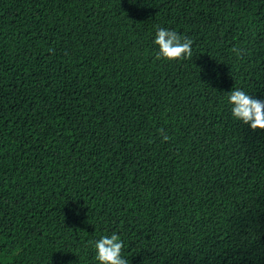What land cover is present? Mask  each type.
I'll return each mask as SVG.
<instances>
[{"label":"trees","instance_id":"16d2710c","mask_svg":"<svg viewBox=\"0 0 264 264\" xmlns=\"http://www.w3.org/2000/svg\"><path fill=\"white\" fill-rule=\"evenodd\" d=\"M237 88L264 102V0H0V264H98L113 232L128 264H264Z\"/></svg>","mask_w":264,"mask_h":264},{"label":"clouds","instance_id":"9594fccd","mask_svg":"<svg viewBox=\"0 0 264 264\" xmlns=\"http://www.w3.org/2000/svg\"><path fill=\"white\" fill-rule=\"evenodd\" d=\"M153 42L158 46L155 54L156 60L175 62L192 58L193 41L178 34L175 30L159 28ZM232 52L237 56L243 55L242 49L233 48ZM227 102L231 106L234 119L249 125L254 132L264 131V102L254 99L250 94L238 88L227 94ZM160 134L165 142L169 140L163 129L160 130ZM89 243L94 244L95 259L98 264H128L121 255L123 242L115 232L111 236L105 235L98 241H89Z\"/></svg>","mask_w":264,"mask_h":264}]
</instances>
